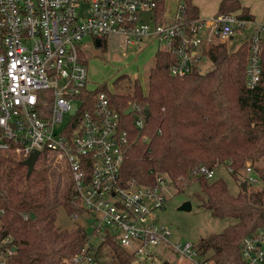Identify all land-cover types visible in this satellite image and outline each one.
Returning <instances> with one entry per match:
<instances>
[{
  "label": "built area",
  "instance_id": "2783aa9c",
  "mask_svg": "<svg viewBox=\"0 0 264 264\" xmlns=\"http://www.w3.org/2000/svg\"><path fill=\"white\" fill-rule=\"evenodd\" d=\"M161 1L0 0V150L25 159L33 150L39 155L46 149L63 162L76 207L70 214H91L92 232L101 238L92 244L87 236L72 264H97L95 247L107 236L134 257L156 258L153 246L167 244L183 258L181 264H229L202 254L197 243L171 242L169 225L155 220L154 211L167 199L166 174L157 173L150 184L133 178L119 181L129 141L126 122L107 91L87 86L86 56L79 47L84 36H91L95 46L99 38V47H106L113 34L131 44L156 38L158 49L174 57L170 73L182 77L199 65L212 35L227 40L250 22L233 12L208 20L187 17L182 3L169 16L165 6L157 12ZM263 36L260 21L247 38L245 79L250 88L260 78ZM131 105L126 109H131V120L141 130L144 109ZM139 137L147 138L145 133ZM244 171L247 183L257 181L251 163ZM191 172L213 176V168L204 164ZM13 246L12 237L0 235V264H15ZM239 254L242 264H264V223L241 239Z\"/></svg>",
  "mask_w": 264,
  "mask_h": 264
},
{
  "label": "trees",
  "instance_id": "16d2710c",
  "mask_svg": "<svg viewBox=\"0 0 264 264\" xmlns=\"http://www.w3.org/2000/svg\"><path fill=\"white\" fill-rule=\"evenodd\" d=\"M164 4L162 0L158 13L164 11ZM181 8L187 17L197 15L192 0H182ZM227 12L252 19L240 0H220L216 14ZM248 54L247 39L233 50L224 41H213L205 49L212 68L202 72L196 64L180 77L169 71L173 55L157 49L146 90L137 79L128 93L111 92L104 85L95 89L108 92L129 131L119 181L126 183L133 178L150 184L157 173H164L182 189L178 180L186 178L187 184L194 176L199 185L194 194L200 205L213 216L235 218L221 231L199 238L197 246L202 254L229 264H242L241 239L264 223V36L260 42V78L253 88L245 79ZM131 104L150 110L141 130L124 112ZM139 132L147 138L141 140ZM48 157L49 152L42 150L28 172L23 157L0 150V235L12 237L15 264H72L73 255L87 243L82 227L67 229L55 224L59 205L68 213L76 207L70 179L61 184L57 172L50 171ZM247 162L261 185H247L235 194L221 177L208 179L191 172L200 164L214 168L223 163L238 179ZM103 244L109 246L115 264H127L134 258L112 236L95 247V258ZM96 263L101 264L98 259Z\"/></svg>",
  "mask_w": 264,
  "mask_h": 264
},
{
  "label": "rangeland",
  "instance_id": "374dc122",
  "mask_svg": "<svg viewBox=\"0 0 264 264\" xmlns=\"http://www.w3.org/2000/svg\"><path fill=\"white\" fill-rule=\"evenodd\" d=\"M182 0H166L165 14L169 15L176 11ZM256 25L249 22L239 28L232 39L222 40L229 50L236 48L237 44L243 42L254 31ZM211 41H221L218 36L212 35ZM161 43L152 37H144L135 44L125 41L124 37L118 38L116 35H110L106 47L95 46L91 36H84L79 47L86 56V65L88 73L87 86L97 88L104 85L108 91L117 93H128L132 88V81L137 79L143 90L147 88L148 73L154 63L155 52ZM209 45V44H208ZM212 61L202 56L198 67L200 71L205 72L212 68ZM50 171L55 170L59 176V182L63 184L68 180V174L65 171L63 162L55 159L51 153L48 157ZM164 174V173H162ZM247 172L239 173V178L235 179L225 164H217L213 168V176L210 179L221 177L225 180L231 193H237L241 188V181L246 178ZM167 177V176H166ZM186 178L178 180L181 188L175 187L171 181L164 179V193L166 201L163 208L154 211L155 220L158 223H165L171 229V242L191 241L196 243L199 238L210 233L221 231L225 226L235 221L233 217H216L211 214L209 209L200 205L194 192L199 191V185L195 177L189 178L187 184ZM185 183V184H184ZM187 185V186H186ZM248 187L258 188L261 185L259 180L247 183ZM185 200H190V209H181L179 206ZM55 224L61 228L82 227L88 236V242L98 244L101 240L99 235L92 232V216L87 212H82L76 216L66 212L59 205L57 207ZM98 249V248H97ZM109 246L103 244L99 251H96L98 262L101 264H115L112 254L109 252ZM153 252L156 258L134 257L127 264H161L163 260H168L170 264H181L183 258L167 244L153 246Z\"/></svg>",
  "mask_w": 264,
  "mask_h": 264
},
{
  "label": "crops",
  "instance_id": "0c3cea01",
  "mask_svg": "<svg viewBox=\"0 0 264 264\" xmlns=\"http://www.w3.org/2000/svg\"><path fill=\"white\" fill-rule=\"evenodd\" d=\"M192 2L198 9L196 16L208 20L216 14L220 0H192ZM240 2L242 5L247 6L250 14H252V19H250L251 23L256 25L258 22L264 21V0H240ZM233 36L234 34L231 35L229 39H232ZM211 42V39L208 40L207 44L204 46H208ZM241 43L237 44L236 47H238Z\"/></svg>",
  "mask_w": 264,
  "mask_h": 264
},
{
  "label": "water",
  "instance_id": "95a60500",
  "mask_svg": "<svg viewBox=\"0 0 264 264\" xmlns=\"http://www.w3.org/2000/svg\"><path fill=\"white\" fill-rule=\"evenodd\" d=\"M95 43L98 46L100 44V39L96 38L95 39ZM130 110L131 109H126V112L127 113L130 112ZM149 113H150V110L148 108H144L145 119L148 118ZM37 155H38V150H33L30 153V155L23 160L24 164L27 166L28 172H30L32 170L33 165H34V163H35V161L37 159ZM240 185H241V188L243 190L246 189V187H247L246 180L241 181ZM179 208H181V209H190L191 208L190 200H185L184 202H182V204L179 206ZM13 247L16 248L15 246H13ZM161 264H170V263H169L168 260L165 259V260H163L161 262Z\"/></svg>",
  "mask_w": 264,
  "mask_h": 264
}]
</instances>
